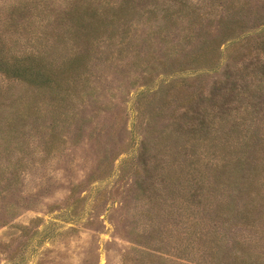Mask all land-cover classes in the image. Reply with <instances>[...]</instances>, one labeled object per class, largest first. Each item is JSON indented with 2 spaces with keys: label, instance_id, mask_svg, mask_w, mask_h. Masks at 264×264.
Returning <instances> with one entry per match:
<instances>
[{
  "label": "rangeland",
  "instance_id": "1",
  "mask_svg": "<svg viewBox=\"0 0 264 264\" xmlns=\"http://www.w3.org/2000/svg\"><path fill=\"white\" fill-rule=\"evenodd\" d=\"M122 2L0 0V264H264V0Z\"/></svg>",
  "mask_w": 264,
  "mask_h": 264
},
{
  "label": "trees",
  "instance_id": "2",
  "mask_svg": "<svg viewBox=\"0 0 264 264\" xmlns=\"http://www.w3.org/2000/svg\"><path fill=\"white\" fill-rule=\"evenodd\" d=\"M129 3V0H123V2L121 3L122 5L120 6L121 8H120V10H124V8L122 7V6H125L126 4H128ZM87 9H90L89 7H87ZM74 12L75 13H77V16L76 15H74V14H72L71 12H70V18H68V19H70V20H75V19H81V17H82V14H85L84 12H87V11H84V10H82V8H80L79 9V7L78 8H76L75 10H74ZM93 12V11H92ZM78 15H81V17H79ZM90 16H92V14L90 15ZM101 15L100 14H98V19H100L101 17H100ZM75 21H77V20H75ZM27 65V64H26ZM25 66V65H24ZM23 67V66H22ZM24 68V67H23ZM24 71V70H23ZM41 76H43V80L44 81H49V76H48V74H44V73H41Z\"/></svg>",
  "mask_w": 264,
  "mask_h": 264
}]
</instances>
